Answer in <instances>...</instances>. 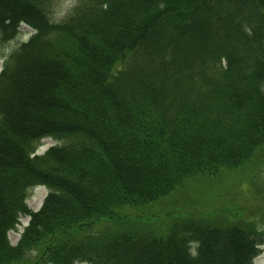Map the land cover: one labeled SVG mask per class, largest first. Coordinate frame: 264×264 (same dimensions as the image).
Segmentation results:
<instances>
[{
  "label": "trees",
  "instance_id": "obj_1",
  "mask_svg": "<svg viewBox=\"0 0 264 264\" xmlns=\"http://www.w3.org/2000/svg\"><path fill=\"white\" fill-rule=\"evenodd\" d=\"M55 1L0 0L2 44L34 30L0 72V264H254V227L123 212L264 168V0H75L53 22Z\"/></svg>",
  "mask_w": 264,
  "mask_h": 264
},
{
  "label": "rangeland",
  "instance_id": "obj_2",
  "mask_svg": "<svg viewBox=\"0 0 264 264\" xmlns=\"http://www.w3.org/2000/svg\"><path fill=\"white\" fill-rule=\"evenodd\" d=\"M72 1L74 0L55 1L51 12L53 22H60L67 16L75 4ZM21 31L23 36L19 40L16 39V41L5 45L0 43V72L4 59L23 42L28 41L32 35V32L26 27H22ZM52 144V142L43 143L40 154L44 153ZM259 153L256 154L252 163ZM262 154L264 155V153ZM253 167H246L240 171L241 173L239 171L224 172L210 179L191 180L167 198L161 210H157L161 206H154L148 213H144L146 209L142 211L127 209L126 212H123V216L127 219L131 215L128 218L130 224H137L140 222L138 219L143 218L146 224L153 227L165 219L161 214L169 219H175L181 216V213H188L196 217L198 215L203 218L209 217L212 221L223 220L225 221V223L222 222L223 226L238 225L247 229L254 227L258 231L264 232V198L259 196V188L264 189V168L261 166L260 171L254 172L252 171ZM243 172H248V174H243ZM47 195L48 191L45 188L33 189L28 199L30 209L34 212L39 211ZM134 216L140 217L135 218ZM29 220L28 217L21 218L20 227L10 233L9 239L13 246H16L20 241L22 230L27 227ZM166 222L168 224V221ZM261 249L263 254L255 260L254 264H264V247ZM42 251L43 248L31 252L27 263L36 264Z\"/></svg>",
  "mask_w": 264,
  "mask_h": 264
}]
</instances>
